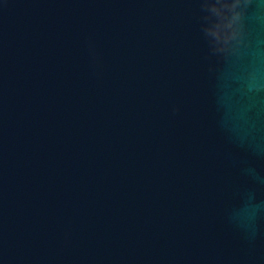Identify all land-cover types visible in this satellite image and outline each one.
<instances>
[{"label":"water","instance_id":"95a60500","mask_svg":"<svg viewBox=\"0 0 264 264\" xmlns=\"http://www.w3.org/2000/svg\"><path fill=\"white\" fill-rule=\"evenodd\" d=\"M0 264H264V0H0Z\"/></svg>","mask_w":264,"mask_h":264},{"label":"snow or ice","instance_id":"6c2138e0","mask_svg":"<svg viewBox=\"0 0 264 264\" xmlns=\"http://www.w3.org/2000/svg\"><path fill=\"white\" fill-rule=\"evenodd\" d=\"M209 3L215 7L217 5L223 6L226 8H233L235 7V0H209Z\"/></svg>","mask_w":264,"mask_h":264}]
</instances>
